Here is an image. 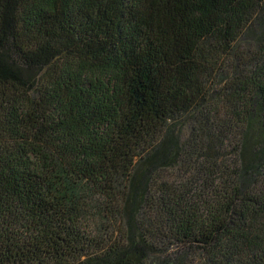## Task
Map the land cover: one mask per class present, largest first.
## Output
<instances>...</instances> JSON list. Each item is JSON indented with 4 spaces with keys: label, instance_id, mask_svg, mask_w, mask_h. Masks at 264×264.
Instances as JSON below:
<instances>
[{
    "label": "trees",
    "instance_id": "16d2710c",
    "mask_svg": "<svg viewBox=\"0 0 264 264\" xmlns=\"http://www.w3.org/2000/svg\"><path fill=\"white\" fill-rule=\"evenodd\" d=\"M0 264H264V0H0Z\"/></svg>",
    "mask_w": 264,
    "mask_h": 264
}]
</instances>
